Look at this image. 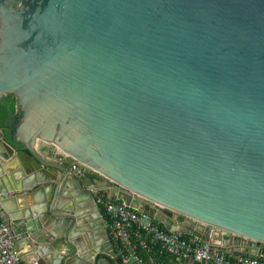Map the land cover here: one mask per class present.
<instances>
[{"label": "water", "instance_id": "95a60500", "mask_svg": "<svg viewBox=\"0 0 264 264\" xmlns=\"http://www.w3.org/2000/svg\"><path fill=\"white\" fill-rule=\"evenodd\" d=\"M10 93L23 148L0 127V211L24 262L121 264L93 189L264 256V0H0Z\"/></svg>", "mask_w": 264, "mask_h": 264}, {"label": "built area", "instance_id": "2783aa9c", "mask_svg": "<svg viewBox=\"0 0 264 264\" xmlns=\"http://www.w3.org/2000/svg\"><path fill=\"white\" fill-rule=\"evenodd\" d=\"M59 158L61 161L66 158L72 159L73 170L85 174L88 171L97 177L101 176L62 152ZM93 190L96 201L108 220L107 227L122 264H147L141 251L152 252L157 248L160 252L166 251L176 258H194L211 264H264V256L232 257L220 250H211L209 245L199 237L186 238L183 234H173L158 221L141 214L123 201L113 200L102 190ZM0 264H24L20 250L2 221L1 211Z\"/></svg>", "mask_w": 264, "mask_h": 264}, {"label": "trees", "instance_id": "16d2710c", "mask_svg": "<svg viewBox=\"0 0 264 264\" xmlns=\"http://www.w3.org/2000/svg\"><path fill=\"white\" fill-rule=\"evenodd\" d=\"M17 121H18V113L16 110V97L13 93H10L0 101V127L6 132L7 140H9V142L14 143L16 146H19L20 144L17 143L13 138H11V134L13 132V125ZM160 225L165 227L161 223ZM183 236L186 238L190 237V235H186V234H183ZM141 253L144 255L146 262H148L150 256H155V255L156 256L161 255V259L164 260L168 259L169 256L175 257L174 255H171L166 251L160 252L159 248L153 250L152 252H147L142 250Z\"/></svg>", "mask_w": 264, "mask_h": 264}, {"label": "crops", "instance_id": "0c3cea01", "mask_svg": "<svg viewBox=\"0 0 264 264\" xmlns=\"http://www.w3.org/2000/svg\"><path fill=\"white\" fill-rule=\"evenodd\" d=\"M49 148L48 149V154L47 156H50V157H53V158H58L60 157L61 155V151L60 152H55L54 150L56 149V146H54L53 144H49L47 143L46 144ZM58 150V149H57ZM45 155V154H44ZM64 161V164H66L69 168H72V163H73V160L70 159V158H66ZM86 173L90 176H93L94 174L86 171ZM33 217H35V215H33ZM215 244H220L218 241H214ZM101 258L105 257L104 255L100 254L99 255ZM245 256H248L247 254H245ZM23 260V259H22ZM110 262L112 264H117L113 259L109 258ZM187 259H180V258H176V257H172V256H169L168 259L164 260V259H161V255L159 256H150L149 259H148V262L147 264H190L186 261ZM121 262V261H120ZM23 263L24 264H28L27 262H24L23 260ZM122 264V263H121Z\"/></svg>", "mask_w": 264, "mask_h": 264}, {"label": "flooded vegetation", "instance_id": "af4514ba", "mask_svg": "<svg viewBox=\"0 0 264 264\" xmlns=\"http://www.w3.org/2000/svg\"><path fill=\"white\" fill-rule=\"evenodd\" d=\"M3 132H4V134H5V139L7 140V138H6V132L3 130ZM7 141H9V140H7ZM13 146H15V148H17V149H22L23 148V146L20 144L19 146H16L14 143H12V142H10ZM51 158H53V157H51ZM56 159V158H55ZM57 160H59V159H57ZM61 161V160H60ZM63 163H64V161H62ZM28 171L29 172H31L32 171V169L31 168H29L28 167ZM95 178H98V177H95ZM100 209H102V208H100ZM2 217V216H1ZM48 216H46V218H47ZM47 221H49L48 219H46ZM3 221V220H2ZM28 221V220H27ZM43 223V222H42ZM8 229V228H7ZM9 230V229H8ZM10 232V231H9ZM11 234V233H10ZM112 238V237H111ZM114 244V243H113ZM17 246V248L20 250V252H21V257H22V259H23V257L26 255V254H28L30 251H29V249H31V246L30 245H26V246H24V247H21V246H19V245H16ZM22 249V250H21ZM100 255V254H99ZM97 256V259H98V261L99 260H101V259H103V257L101 258L100 256ZM118 255V254H117ZM119 257V256H118ZM120 259V258H119ZM121 261V260H120ZM122 263V262H121Z\"/></svg>", "mask_w": 264, "mask_h": 264}, {"label": "rangeland", "instance_id": "374dc122", "mask_svg": "<svg viewBox=\"0 0 264 264\" xmlns=\"http://www.w3.org/2000/svg\"><path fill=\"white\" fill-rule=\"evenodd\" d=\"M46 144H47L46 142L41 141V142H39L38 148L43 154L49 155L48 152H47L48 151L47 148H49V147ZM54 151L55 152H60V150H57V148ZM57 159H60V158L58 157Z\"/></svg>", "mask_w": 264, "mask_h": 264}, {"label": "clouds", "instance_id": "9594fccd", "mask_svg": "<svg viewBox=\"0 0 264 264\" xmlns=\"http://www.w3.org/2000/svg\"><path fill=\"white\" fill-rule=\"evenodd\" d=\"M87 174V173H86ZM95 175V174H94ZM93 177H97V175L93 176ZM102 210V209H101ZM104 214V213H103ZM105 215V214H104Z\"/></svg>", "mask_w": 264, "mask_h": 264}]
</instances>
